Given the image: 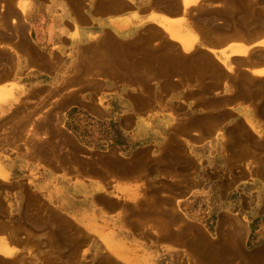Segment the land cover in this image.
I'll return each instance as SVG.
<instances>
[{
  "label": "crops",
  "instance_id": "0c3cea01",
  "mask_svg": "<svg viewBox=\"0 0 264 264\" xmlns=\"http://www.w3.org/2000/svg\"><path fill=\"white\" fill-rule=\"evenodd\" d=\"M244 2L0 0V117L14 114L17 103H48L37 107L39 120L31 131L11 125L0 133L1 204V190L15 187L18 194L9 199L15 202L30 189L55 202L49 211L92 230L91 199L100 196L101 211L115 224L139 230L144 215L163 229L158 235L163 241L186 243L202 261L229 264L230 257L216 259L221 244L232 256L229 237L209 242L175 206L189 207L193 198L210 200L217 229L230 227L226 219L236 221V213L248 222L264 215V25L233 32L220 23L241 12L236 6ZM204 10L219 17L210 20ZM72 110L115 118L112 133L132 138L129 146L116 141L111 148H132L131 159L97 156L98 172L92 162L78 172L61 168L55 148L64 142L58 137L69 140L57 118ZM160 138L161 152L152 154L151 144ZM139 149L147 150V161L136 157ZM190 149L196 163L187 159ZM55 169L73 177L57 178L55 185ZM76 194L89 196V209L75 202ZM130 199H139L138 210L130 208L139 218L127 212ZM8 230L0 226V264L27 251L23 235L14 243ZM63 240L64 227L58 225L55 243ZM64 258L67 264L68 254ZM242 259L264 264V249Z\"/></svg>",
  "mask_w": 264,
  "mask_h": 264
},
{
  "label": "rangeland",
  "instance_id": "374dc122",
  "mask_svg": "<svg viewBox=\"0 0 264 264\" xmlns=\"http://www.w3.org/2000/svg\"><path fill=\"white\" fill-rule=\"evenodd\" d=\"M261 1L263 0H245L244 4H238L236 8L238 7L242 11L234 15V17L230 14V19L227 18L223 24L232 28V31L234 29L233 32H246V30H255L259 26L263 27L264 2ZM171 7L175 6L172 5ZM230 7L233 10L235 6ZM204 11L211 16L208 17L210 20L219 17V15L216 18L212 17L213 12L211 10ZM222 21L224 20L220 21L221 25ZM35 103V101L17 103L12 106L15 111L14 114L6 117L1 116V136H4L5 131L10 130L11 125L23 126V129L22 127L21 129L25 132L28 129L31 131L35 122L39 120V116L35 114L39 115L40 109L48 105V103L42 107L37 105L40 108L37 110ZM31 110L35 111L33 113L35 116L25 115V112ZM58 119L62 123L61 132L69 140L65 141V138H61L62 136L58 137V140L61 139L64 142L55 148V162L63 163L60 164L61 168H66L67 170L75 169L78 172L82 171L85 165L89 167L90 162H92L93 168L98 172L101 165H99L100 160L95 159L97 156L105 157L115 154L121 158L128 156L130 159L133 156L130 153L132 149L130 147L125 148V150L111 148L112 145L116 144V141L121 142L119 145L129 146L132 138L125 133L123 134L124 139L121 138V134L112 133L111 127L115 122L113 117L85 116L76 110H72L65 117ZM29 126L31 127L29 128ZM144 136H147V134H144ZM160 140L162 139L160 138L151 144L155 146L152 154H156V149L158 153L161 152V145L156 148V146L161 144ZM136 144L138 145L137 147L142 145L138 141ZM25 145L26 150L31 151L33 144L29 140L25 142ZM189 151L188 155L186 153L187 159L196 163L195 150L190 149ZM137 156H142V159L145 157L147 161V150L139 149L136 152ZM199 167L201 168V166ZM194 168L195 165L190 170V172L192 171L191 173L194 172ZM65 173L66 171L55 169V185L59 181L57 178L64 176V178L71 179L73 177L72 173L69 176L65 175ZM28 186L29 188L32 186V181L29 182ZM1 192L3 193L4 203L2 205L0 202V226L9 229L8 231L12 234L11 241L14 243L21 241L19 235L22 234L23 240H25L24 248L22 247V249L25 251V246H27V251L18 255L21 258L6 260L7 262L2 264H66L64 254H68V259H70L67 264H212L208 261H202L184 242V245H182L178 241L177 244L163 241L158 236L163 232V229L158 228L155 222L142 219L144 215H140V220L144 221L142 227L144 229L134 230L130 227L123 228L115 224L111 221L109 213L101 211L103 206L100 205V196H92L91 199L90 208L92 210L93 228L92 230H84L77 224H73L70 221L71 219L65 214L55 213V209L54 212L49 211L51 210L49 205L53 208L52 204H55V202L50 197H45L44 194H39L29 189L27 193H24L14 202V200L9 201V199H14L17 196L18 191L15 187L5 192L1 190ZM73 199L81 206L84 203L83 208L87 207L89 209L87 206L90 200L89 196L85 197L82 194H76ZM131 200H127L129 201L127 203V212L132 214L133 217L139 218V215L130 209L138 210L139 206L136 207L135 203L139 199L133 203ZM177 203H179L178 200ZM189 203V207L175 206L179 210V216L185 222L197 226L209 242L219 243L225 237H229V248L233 251L232 256L224 252L222 244L219 246L220 255L223 254L224 258L230 257L231 262L229 260V264H244V259H242L244 254L264 249V215L254 222H248L244 214L242 218H239L240 214L236 213L235 215L238 217L236 221L226 219L225 225H230V227L217 229L213 225L211 218L210 200L207 202L206 200L202 201L193 198ZM17 205H20L19 211L14 212ZM55 216H58L59 219ZM80 223L83 224L82 222ZM178 223L179 221L174 223L173 226H178ZM58 225L64 227L66 240L55 243V227ZM145 225H149V228ZM239 227H243L241 234L238 231ZM185 235L189 239L194 236V233L191 230V232H186ZM155 236H157L156 239L154 238ZM65 244H70V246L66 247ZM201 253L205 254L204 250ZM201 253L199 252L200 256H203ZM222 256L221 258L216 257V259L222 260ZM216 263L218 264V261Z\"/></svg>",
  "mask_w": 264,
  "mask_h": 264
},
{
  "label": "bare ground",
  "instance_id": "6f19581e",
  "mask_svg": "<svg viewBox=\"0 0 264 264\" xmlns=\"http://www.w3.org/2000/svg\"><path fill=\"white\" fill-rule=\"evenodd\" d=\"M189 1V0H188ZM176 3V2H175ZM223 24V23H222ZM17 26V25H16ZM227 27V26H226ZM230 32V31H229ZM216 37V36H215ZM215 39V38H214ZM207 40V39H206ZM215 41V40H214ZM116 54V53H115ZM118 55V54H117ZM152 66V65H151ZM242 67V66H241ZM211 68V67H210ZM213 68V67H212ZM140 70V69H139ZM138 70V71H139ZM147 74V73H146ZM203 74V73H202ZM151 79H152V77H151ZM146 81V80H145ZM234 81V80H233ZM243 84V83H242ZM168 87V86H167ZM237 90V89H236ZM40 105V104H39ZM178 109V108H177ZM55 112V111H54ZM56 115V114H55ZM209 116V115H208ZM54 117V116H53ZM55 119V118H54ZM38 121V120H37ZM41 122V121H40ZM55 127V126H54ZM37 134V133H36ZM13 141V140H12ZM37 143V142H36ZM68 154V153H67ZM54 158V157H53ZM166 165H168V164H166ZM172 172V171H171ZM154 195V194H153ZM126 206V205H125ZM153 206V205H152ZM171 212V211H170ZM166 213V212H165ZM179 217V216H178ZM150 218V217H149ZM168 218V217H167ZM151 219V218H150ZM177 220V219H176ZM141 224H143V223H141ZM188 230H189V228H187ZM182 231V230H181ZM180 231V232H181ZM182 236V235H181ZM206 242V241H205ZM188 246V245H187ZM213 249V248H212ZM211 250V249H210ZM216 251V250H215ZM211 252H213V251H211ZM219 252H220V250H219ZM221 253V252H220ZM220 253H218V254H220ZM216 255V254H215ZM223 255V254H222ZM221 255V256H222ZM225 259V258H224ZM227 259V258H226ZM230 259V258H229ZM223 261H225V260H222L221 262H223ZM243 261V260H242ZM219 262H220V260H219ZM230 262H231V260H230ZM245 264V263H244ZM250 264V263H249Z\"/></svg>",
  "mask_w": 264,
  "mask_h": 264
}]
</instances>
